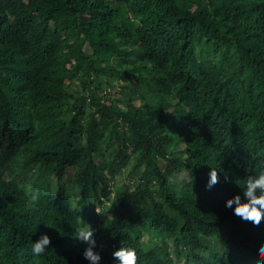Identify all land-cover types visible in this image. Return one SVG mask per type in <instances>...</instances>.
Wrapping results in <instances>:
<instances>
[{"label": "trees", "instance_id": "1", "mask_svg": "<svg viewBox=\"0 0 264 264\" xmlns=\"http://www.w3.org/2000/svg\"><path fill=\"white\" fill-rule=\"evenodd\" d=\"M261 172L264 0H0V264H264Z\"/></svg>", "mask_w": 264, "mask_h": 264}, {"label": "clouds", "instance_id": "2", "mask_svg": "<svg viewBox=\"0 0 264 264\" xmlns=\"http://www.w3.org/2000/svg\"><path fill=\"white\" fill-rule=\"evenodd\" d=\"M225 180H227V176H225ZM219 182L218 171L211 168L209 179L205 185L206 189L211 190ZM243 196L246 198V202H243L241 196L237 194L226 201L225 207L233 209L234 215L243 221L251 222L256 227H260L264 224V172H261L258 176L249 175L247 177ZM29 197V205H34L38 200L36 194L29 193ZM233 205H235L234 208ZM74 238L87 245L83 257L90 261V264H100L102 257L99 252L94 250L97 245L94 230L91 226L88 225L79 229ZM50 244L51 238L47 234L42 235L32 245L33 255L43 254ZM259 255L264 259V246L260 247ZM112 256L117 264H138L139 260L134 248L124 246H120L118 250L113 251Z\"/></svg>", "mask_w": 264, "mask_h": 264}, {"label": "rangeland", "instance_id": "3", "mask_svg": "<svg viewBox=\"0 0 264 264\" xmlns=\"http://www.w3.org/2000/svg\"><path fill=\"white\" fill-rule=\"evenodd\" d=\"M160 164H162V161H160ZM127 171H128L127 168L123 167V168L120 169L119 172L115 173V179H116V181L118 183L121 182V181H128L129 180ZM70 172H71V168H68V171H67L66 175L69 176ZM168 176H169V178H175L176 181L179 180V178L182 177L181 176V172H176L175 175H173V176L169 174ZM49 178H50V181H53L52 176H49ZM25 184L29 185L30 184V180L27 181ZM53 187H54V184H52L50 189H53ZM97 208H98V206H97ZM145 237H146V234H143V238L142 239H145Z\"/></svg>", "mask_w": 264, "mask_h": 264}]
</instances>
